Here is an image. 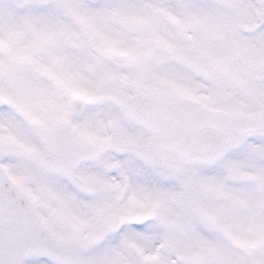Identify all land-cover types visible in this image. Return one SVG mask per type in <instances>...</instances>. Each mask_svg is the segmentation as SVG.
<instances>
[{"label": "snow or ice", "instance_id": "6c2138e0", "mask_svg": "<svg viewBox=\"0 0 264 264\" xmlns=\"http://www.w3.org/2000/svg\"><path fill=\"white\" fill-rule=\"evenodd\" d=\"M0 264H264V0H0Z\"/></svg>", "mask_w": 264, "mask_h": 264}]
</instances>
